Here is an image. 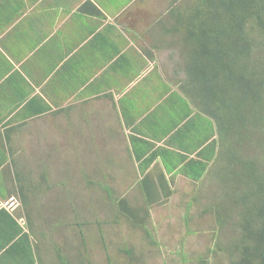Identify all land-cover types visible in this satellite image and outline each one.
Listing matches in <instances>:
<instances>
[{
  "label": "crops",
  "instance_id": "obj_1",
  "mask_svg": "<svg viewBox=\"0 0 264 264\" xmlns=\"http://www.w3.org/2000/svg\"><path fill=\"white\" fill-rule=\"evenodd\" d=\"M178 6L0 0V264L59 263L58 246L38 226L41 216L29 215L21 192L28 201L27 192L41 191L45 175L30 180L29 166L59 150L66 134L76 143L71 127L87 129L95 142L86 114L102 128L118 122L133 160L139 163L134 151L153 157L143 173L155 179L187 177L186 166L199 171L197 161L205 164L202 176L211 171L218 125L191 92L188 62L175 61L172 34L182 32L185 42L184 29L173 30ZM10 197L13 208L5 206Z\"/></svg>",
  "mask_w": 264,
  "mask_h": 264
},
{
  "label": "rangeland",
  "instance_id": "obj_2",
  "mask_svg": "<svg viewBox=\"0 0 264 264\" xmlns=\"http://www.w3.org/2000/svg\"><path fill=\"white\" fill-rule=\"evenodd\" d=\"M175 2L181 4L177 15L186 22L198 1ZM179 39H183L182 32L172 34L180 67L193 59L187 44ZM92 116L86 114L95 142H90L83 128L84 141L76 124L70 128L78 135L76 143H69L66 134L57 144L59 150L50 148L44 158L29 166L30 180L44 173L45 181L41 191L27 192L26 209L29 215L41 216L40 229L60 254L71 264H230L224 245L234 232L230 222L218 225L219 205L230 202L218 180V163L198 180L170 177L171 193L147 205L138 185L140 166L129 153L127 134L118 122H107L108 128L97 126ZM110 124L115 129L112 137L106 133ZM121 198L137 210L138 217H144L145 228L117 211ZM54 260L52 264H59Z\"/></svg>",
  "mask_w": 264,
  "mask_h": 264
},
{
  "label": "trees",
  "instance_id": "obj_3",
  "mask_svg": "<svg viewBox=\"0 0 264 264\" xmlns=\"http://www.w3.org/2000/svg\"><path fill=\"white\" fill-rule=\"evenodd\" d=\"M197 1L186 22L177 15L173 30L184 29L193 59L186 65L188 79L194 82L191 92L203 99L204 111L218 125L214 163L230 202L219 205L222 212L217 220L219 226L232 223L234 232L224 250L230 264H264V0ZM134 153L142 173L138 185L144 202L148 205L169 195L163 173L156 179L143 173L153 157ZM197 163V172L186 166L187 177L202 176L205 164ZM116 207L145 228L144 217H138L125 198L118 199ZM58 260L71 264L60 252Z\"/></svg>",
  "mask_w": 264,
  "mask_h": 264
},
{
  "label": "built area",
  "instance_id": "obj_4",
  "mask_svg": "<svg viewBox=\"0 0 264 264\" xmlns=\"http://www.w3.org/2000/svg\"><path fill=\"white\" fill-rule=\"evenodd\" d=\"M16 200L14 199V197H10L9 199H7V201H5V206L9 207V208H13L15 207L16 204Z\"/></svg>",
  "mask_w": 264,
  "mask_h": 264
},
{
  "label": "flooded vegetation",
  "instance_id": "obj_5",
  "mask_svg": "<svg viewBox=\"0 0 264 264\" xmlns=\"http://www.w3.org/2000/svg\"><path fill=\"white\" fill-rule=\"evenodd\" d=\"M40 227V224L38 225ZM42 227V226H41Z\"/></svg>",
  "mask_w": 264,
  "mask_h": 264
}]
</instances>
